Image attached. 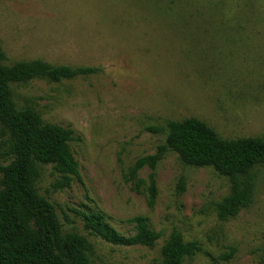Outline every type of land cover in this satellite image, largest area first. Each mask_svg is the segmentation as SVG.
<instances>
[{
  "label": "rangeland",
  "instance_id": "obj_1",
  "mask_svg": "<svg viewBox=\"0 0 264 264\" xmlns=\"http://www.w3.org/2000/svg\"><path fill=\"white\" fill-rule=\"evenodd\" d=\"M0 49L7 65L99 68L12 84L18 107L74 130L80 178L55 189L59 174L43 165L37 188L66 231L92 242L96 263L162 264L176 229L201 246L184 264H264V165L252 170L251 203L227 220L217 204L231 183L212 167L167 151L152 207L151 168L133 171L165 142L170 120L194 116L227 139L264 138V0H0ZM92 212L125 236L135 233L131 219L145 216L159 239L110 243L87 229Z\"/></svg>",
  "mask_w": 264,
  "mask_h": 264
},
{
  "label": "trees",
  "instance_id": "obj_2",
  "mask_svg": "<svg viewBox=\"0 0 264 264\" xmlns=\"http://www.w3.org/2000/svg\"><path fill=\"white\" fill-rule=\"evenodd\" d=\"M4 59L0 49V264H99L93 259V244L88 237L66 231L55 205L37 188L43 165H53L59 174L55 189L69 187L74 177L80 178L70 144L75 139L74 130L45 121L31 107H18L12 89L13 83L37 77L60 81L95 73L99 68L52 65L41 59L7 65ZM2 148H6L4 152ZM170 150L188 165L212 167L229 179L231 192L217 204L220 219L234 218L251 203L255 188L252 170L264 165V138L227 139L194 116L170 120L165 142L154 154L140 157L133 170L136 173L144 166L151 168V207L157 197L156 168ZM131 221L135 233L129 236L117 232L99 213L86 216V227L116 245L154 246L159 233L150 227L147 217L136 216ZM200 250L197 240L186 241L175 229L162 245L161 261L184 264Z\"/></svg>",
  "mask_w": 264,
  "mask_h": 264
}]
</instances>
